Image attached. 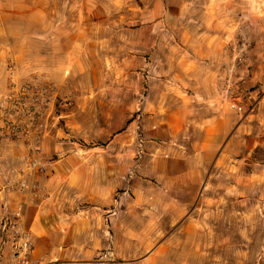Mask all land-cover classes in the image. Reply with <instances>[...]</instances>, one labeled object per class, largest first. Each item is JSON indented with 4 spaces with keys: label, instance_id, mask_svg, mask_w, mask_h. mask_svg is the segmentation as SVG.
<instances>
[{
    "label": "crops",
    "instance_id": "0c3cea01",
    "mask_svg": "<svg viewBox=\"0 0 264 264\" xmlns=\"http://www.w3.org/2000/svg\"><path fill=\"white\" fill-rule=\"evenodd\" d=\"M13 29L51 48L36 60L74 101L39 139L51 163L27 191L29 147H0V223L23 205L29 264H163L172 239L198 237L184 228L207 192L264 166V0H0V30ZM241 34L247 83L232 109L222 69Z\"/></svg>",
    "mask_w": 264,
    "mask_h": 264
},
{
    "label": "rangeland",
    "instance_id": "374dc122",
    "mask_svg": "<svg viewBox=\"0 0 264 264\" xmlns=\"http://www.w3.org/2000/svg\"><path fill=\"white\" fill-rule=\"evenodd\" d=\"M36 33L0 30V97L8 87L11 66L20 78L32 74L47 76L44 68L48 64L39 63L36 55L43 48H51L38 46ZM26 34L29 38L22 39L21 44L18 36ZM20 55L22 59L16 62L14 58ZM138 133L136 130L135 135ZM135 156L136 147L134 169L139 166ZM217 184L223 186L221 182ZM184 230H197L198 237L172 239L163 264H264V166L246 167L237 174L234 190L207 192L202 211H198L197 226Z\"/></svg>",
    "mask_w": 264,
    "mask_h": 264
},
{
    "label": "built area",
    "instance_id": "2783aa9c",
    "mask_svg": "<svg viewBox=\"0 0 264 264\" xmlns=\"http://www.w3.org/2000/svg\"><path fill=\"white\" fill-rule=\"evenodd\" d=\"M249 48L248 37L241 34L238 41L229 46L228 63L222 69L223 96L229 100L232 109L236 108L245 92L247 78L242 72ZM73 109L74 101L70 94L47 76L32 74L20 78L15 68L10 67L8 87L0 97V147L7 143L29 147L25 168L20 171L21 177L16 183L18 192L28 190L30 179L46 174L51 162L45 158L39 139L50 126L65 127ZM137 142L135 158L139 164L144 155V143L142 138ZM32 196H36L34 189ZM22 218L23 205L18 204L1 220L0 264L30 263L34 242L29 234L22 231ZM6 251L10 254L8 261L4 260ZM111 257L110 252L101 256L105 260Z\"/></svg>",
    "mask_w": 264,
    "mask_h": 264
}]
</instances>
